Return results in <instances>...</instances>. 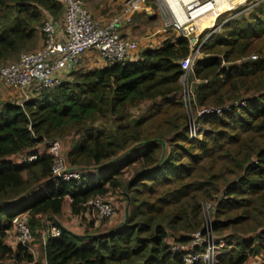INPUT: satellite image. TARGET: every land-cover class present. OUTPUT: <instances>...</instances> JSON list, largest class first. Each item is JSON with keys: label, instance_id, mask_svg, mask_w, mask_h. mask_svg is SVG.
Returning a JSON list of instances; mask_svg holds the SVG:
<instances>
[{"label": "trees", "instance_id": "1", "mask_svg": "<svg viewBox=\"0 0 264 264\" xmlns=\"http://www.w3.org/2000/svg\"><path fill=\"white\" fill-rule=\"evenodd\" d=\"M252 5L213 34L195 64V113L244 103L198 117L200 138L191 139L180 98L190 42L173 32L134 61L105 64L91 51L97 66L80 64L54 92L0 101V261L33 263L28 250L12 243L14 218L29 211L34 244L45 219L60 228V236L41 243L49 264H186L170 248L189 245L204 229L207 204L212 231L224 244L219 264L264 256V51L255 47L264 40V0ZM64 16L62 0H0V69L37 48L44 24L63 25ZM56 138L72 140L70 148L65 142L67 160L84 169L80 178L53 177L52 157L37 147ZM20 153L36 159L13 161ZM119 193L128 214L106 232L80 235L58 223L69 205L72 216L94 224L85 204L95 199L111 204L114 216L120 208L106 198Z\"/></svg>", "mask_w": 264, "mask_h": 264}, {"label": "built area", "instance_id": "2", "mask_svg": "<svg viewBox=\"0 0 264 264\" xmlns=\"http://www.w3.org/2000/svg\"><path fill=\"white\" fill-rule=\"evenodd\" d=\"M65 4L63 25L47 21L44 24L46 42L44 46L33 52H24L18 60L4 64L0 69V92L11 89L21 95L23 102L35 95L54 92L81 64L83 56L91 51L98 52L105 64L134 61L139 53L140 42L124 38L120 26L129 22L136 13H151L155 9L163 21L162 31L179 32L180 36L190 42V53L181 61L183 73L180 77L182 91L180 98L188 112H193L195 64L203 58V45L213 34L228 23L230 16L222 22L223 15H229L237 8L219 9L220 4L229 0H128L123 11L108 25L97 21L83 0H62ZM247 0L244 1V3ZM242 4V3H241ZM236 6V5H235ZM242 8L245 6H241ZM208 34V35H205ZM257 55L251 56L256 60ZM22 102V103H23ZM244 106L242 102L228 103L221 107H199L195 114H189V134L191 139L201 137L198 117L211 114H223L235 107ZM53 159V177L58 181L78 179L84 169L74 168L68 163L65 144L61 139H45L40 144ZM13 161L24 163L36 159V155L20 153ZM72 199H70V203ZM89 215L93 219H106L114 214V207L101 199L90 200ZM207 204L204 213L212 208ZM29 211L17 215L13 220L14 231L12 243L22 245L34 257L36 254L34 236L30 227ZM47 221V219H46ZM60 228L54 222H46L43 237L60 236ZM189 245H172L171 251L182 254L186 264H219L222 248L221 243L212 231L211 223H205L203 230L192 235ZM258 262V263H257ZM256 264H264L257 261ZM0 264H27L14 258L0 261ZM45 264H49L48 261Z\"/></svg>", "mask_w": 264, "mask_h": 264}, {"label": "rangeland", "instance_id": "3", "mask_svg": "<svg viewBox=\"0 0 264 264\" xmlns=\"http://www.w3.org/2000/svg\"><path fill=\"white\" fill-rule=\"evenodd\" d=\"M254 1L255 0H247L245 3L243 2L242 4H237L235 6V8H237V9L230 12L228 16L227 15L221 16L218 20V23L222 24V22L224 20H226L228 17L235 16L236 14H238L242 8L241 6H245V7L248 6L247 8H249V6H253L252 4ZM83 2L85 4V6L89 9V11L93 14L94 18L97 21H99L103 25H108L113 19L117 18V16L120 15V12H121V10H123V6L125 5L126 0H83ZM147 16H150V18H151V16H153L155 19H152L149 21ZM125 25H126V27H125L123 36L125 38L131 39V40H137L140 42V44H141L140 40L147 41V42H149L150 40H152V41L156 40V41L160 42L162 37H164V38L170 37L169 32L175 33L174 34L175 36H180L179 32H174V31L164 32V31H162L163 21H162L160 16L156 17L154 12H151L148 15L147 14L141 15V16H139L138 19H136L134 22H132V24L126 22ZM217 32L219 33V32H221V30H218ZM205 35H208V34H205ZM45 42H46V39L43 38L41 40V42L39 43L38 47L31 50V51H36V50L42 48L44 46ZM143 44L144 43H142V45H141V50L144 47ZM259 46L261 48H263V51H264V40L262 41V43L258 42L255 44L256 48H258ZM31 51H29V52H31ZM97 56L98 55L95 52H90V53L84 55L83 56L84 59L82 58L81 65L83 64L84 68H95L97 66V63H96L97 62L96 59H98ZM100 64H101V62H100ZM1 93L2 92H0V95H1ZM6 93L7 94L4 98L6 101H13V102L16 101V103L21 102L20 101L21 95H19L15 91H13L11 89H7ZM0 98H1V96H0ZM1 99H3V98H1ZM1 102H3V101H1ZM141 110L142 109H140L139 112H141ZM193 112L192 113L195 114L194 110H193ZM186 113H187V115L192 114L190 112V110H188V112L186 111ZM68 141L66 140L65 142H67L69 144L67 147L70 148V144H71L72 140L70 139ZM65 142H64V144H65ZM41 147H43V146H41ZM109 198L107 197L106 199L111 200L112 202H116V205L120 206V210L118 212L122 215V217H124V214H126V211L124 212L123 208H122V206H123L122 205V201H123L122 198L123 197L121 196V193L109 196ZM30 202H32V201L27 200V202L25 204L29 205ZM210 209H211L210 213H209V211H206L204 213V216L206 218L207 223H209V221L211 220V212L213 210V207ZM87 214H89V213H87ZM121 215H120V217H121ZM107 219H109V218H107ZM57 220H58V223L61 222L65 225L69 226V228L74 229V228L78 227V222H80V221L83 222L84 224H87L89 218L86 215L82 216V217L72 216L71 215V208L69 205H67L64 209L63 214L61 216H59L57 218ZM73 220H76V222L73 223L72 222ZM122 220L123 219H121L120 222H122ZM46 222H50V221L47 220ZM61 223H59V224L61 225ZM76 224H77V226H76ZM78 232H81V231H78ZM42 241L44 243H46V239L44 237H42L39 240L38 244H36V247H35L36 262L38 261V262H41V264H45L46 260H44V258H43L42 244H41ZM253 259L254 258H252V261L250 263L247 262V264H256L255 260L253 261ZM259 261H261V259Z\"/></svg>", "mask_w": 264, "mask_h": 264}, {"label": "crops", "instance_id": "4", "mask_svg": "<svg viewBox=\"0 0 264 264\" xmlns=\"http://www.w3.org/2000/svg\"><path fill=\"white\" fill-rule=\"evenodd\" d=\"M128 0H126V2H127ZM125 2V3H126ZM124 7V6H123ZM123 10H121V12H122ZM120 12V13H121ZM153 12L155 13V16L157 17L158 15H157V13L155 12V9L153 10ZM144 13V12H143ZM138 14H140V13H138ZM147 14V13H146ZM148 15V14H147ZM150 17V16H149ZM151 18H153V19H155L153 16H151ZM126 22H124L121 26H120V30H121V33H122V35H124V30H125V27H126ZM124 37V36H123ZM125 38V37H124ZM166 38H164V37H162L161 38V41L160 42H158V41H156V40H154V41H152V40H150L149 42H147V41H143V40H140L141 41V44H140V51H142V50H144L145 48H148V47H151V48H155L156 46H158L160 43H162L164 40H165ZM152 41V42H151ZM142 43H144L143 45H144V47H143V49L141 50V45H142ZM139 51V52H140ZM6 90H4V91H2V93H1V98H3V99H1L0 98V101H4L5 99V96H6ZM37 150L39 151V153H41L42 152V150H43V148L40 146V147H37ZM119 208H120V206H119ZM120 210V209H119ZM120 213H116L112 218H110V219H106V220H100V219H97V220H95V222H94V224L92 223H89L90 225H89V227H87V224H84L83 222H78V227H76V228H74V229H72V228H69V226H67V225H65V224H63V223H61V222H59V223H61V226L62 227H64V228H66V229H69L70 231H72L73 233H76V234H84L86 231H90V232H95V231H102V232H106V231H108L109 229H111L112 227H114V226H117V225H120L121 224V219H122V215H121V217H120ZM85 221V220H84ZM73 223L74 222H76V220H73L72 221ZM76 226H77V224H76ZM77 232H76V231ZM78 231H81V232H78ZM264 258V256L263 257H261V258H259V259H257V258H255V259H253V261L255 260V262H257V261H259L260 259H263ZM252 261V259H250L249 261H248V263H250ZM264 261V260H263Z\"/></svg>", "mask_w": 264, "mask_h": 264}, {"label": "bare ground", "instance_id": "5", "mask_svg": "<svg viewBox=\"0 0 264 264\" xmlns=\"http://www.w3.org/2000/svg\"><path fill=\"white\" fill-rule=\"evenodd\" d=\"M244 1H245V0H229V1L225 2L224 4H220V5H219V9H220L221 11H223V10L226 9V8L231 9V8H234L235 5H237V4H241V3H243Z\"/></svg>", "mask_w": 264, "mask_h": 264}, {"label": "water", "instance_id": "6", "mask_svg": "<svg viewBox=\"0 0 264 264\" xmlns=\"http://www.w3.org/2000/svg\"><path fill=\"white\" fill-rule=\"evenodd\" d=\"M229 67H230V65H229ZM128 214V208L126 209V215Z\"/></svg>", "mask_w": 264, "mask_h": 264}]
</instances>
